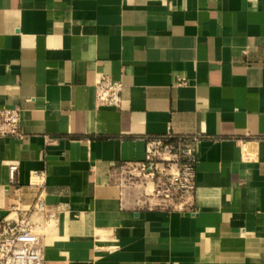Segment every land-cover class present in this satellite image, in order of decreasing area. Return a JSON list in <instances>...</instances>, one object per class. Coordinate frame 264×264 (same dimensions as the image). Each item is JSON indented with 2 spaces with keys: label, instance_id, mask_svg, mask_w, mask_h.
Returning <instances> with one entry per match:
<instances>
[{
  "label": "crops",
  "instance_id": "crops-1",
  "mask_svg": "<svg viewBox=\"0 0 264 264\" xmlns=\"http://www.w3.org/2000/svg\"><path fill=\"white\" fill-rule=\"evenodd\" d=\"M0 109V219L42 193L45 264H264V0H0ZM167 132L199 138L184 209L119 181Z\"/></svg>",
  "mask_w": 264,
  "mask_h": 264
},
{
  "label": "built area",
  "instance_id": "built-area-1",
  "mask_svg": "<svg viewBox=\"0 0 264 264\" xmlns=\"http://www.w3.org/2000/svg\"><path fill=\"white\" fill-rule=\"evenodd\" d=\"M122 83L102 75L94 85L95 103L99 107L119 109ZM22 116L19 109H0V137L20 139ZM198 136H179L170 132L148 137L144 158L123 168L129 173L152 180V193L158 200L155 206L164 209H184L189 205L196 181ZM15 168L11 167V171ZM150 204V203H148ZM12 206L0 219V264H45L42 236L55 220V212L42 193L37 194L28 208Z\"/></svg>",
  "mask_w": 264,
  "mask_h": 264
},
{
  "label": "rangeland",
  "instance_id": "rangeland-1",
  "mask_svg": "<svg viewBox=\"0 0 264 264\" xmlns=\"http://www.w3.org/2000/svg\"><path fill=\"white\" fill-rule=\"evenodd\" d=\"M129 170L127 168H123L121 175L119 177L120 183H122L123 186L128 188L131 192L136 193L141 196L142 200L146 202V204H155L158 202L155 195L152 193V180L149 179V177H143L142 174L138 175V172H133L130 174L128 172Z\"/></svg>",
  "mask_w": 264,
  "mask_h": 264
}]
</instances>
